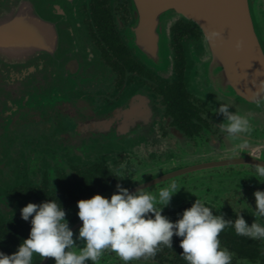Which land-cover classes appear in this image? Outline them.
Returning a JSON list of instances; mask_svg holds the SVG:
<instances>
[{
  "label": "flooded vegetation",
  "instance_id": "1",
  "mask_svg": "<svg viewBox=\"0 0 264 264\" xmlns=\"http://www.w3.org/2000/svg\"><path fill=\"white\" fill-rule=\"evenodd\" d=\"M85 2L84 23L106 69L98 81L79 85L67 109L0 131V251L11 255L29 237L31 218L21 217L28 203H61L78 235V201L96 194L110 198L117 184L131 192L144 188L157 197V207H163L159 191L175 184L179 192L162 213L173 222L200 199L225 220L241 214L249 225H264L254 197L264 191V177H253L255 165L264 163V103L260 109L259 102L226 103L250 121L249 132L228 137L218 127L221 104L188 89L187 52L197 57L202 41L192 23L179 20L172 27L173 54L159 72L142 62L128 38L130 0ZM181 239L174 236L173 248L161 245L154 258L130 264H187ZM219 240L232 264H264V240L238 236L231 226ZM33 264L55 261L36 255ZM98 264L124 262L105 251Z\"/></svg>",
  "mask_w": 264,
  "mask_h": 264
},
{
  "label": "water",
  "instance_id": "2",
  "mask_svg": "<svg viewBox=\"0 0 264 264\" xmlns=\"http://www.w3.org/2000/svg\"><path fill=\"white\" fill-rule=\"evenodd\" d=\"M85 3L0 0V131L67 109L79 85L106 69L84 23ZM130 8L127 35L142 62L168 69L172 27L192 23L202 41L197 57L187 52L189 91L208 103L262 107L255 85L264 82V0H130Z\"/></svg>",
  "mask_w": 264,
  "mask_h": 264
},
{
  "label": "clouds",
  "instance_id": "3",
  "mask_svg": "<svg viewBox=\"0 0 264 264\" xmlns=\"http://www.w3.org/2000/svg\"><path fill=\"white\" fill-rule=\"evenodd\" d=\"M217 35L211 33L208 39ZM255 87L258 95H264V82ZM229 109L221 104L216 110L224 117L218 126L220 131L228 137L249 132V118ZM254 173L253 177H264V163L256 164ZM116 187L117 192L110 198L96 194L78 201L77 215L82 221L78 235L70 227L61 203L51 199L41 204L28 203L21 209V217L25 221L31 218L29 237L11 255L0 251V264H33L36 255L42 260L54 258L55 264H98L105 251L116 253L124 264H130L154 258L161 245L173 248L174 236L182 238L181 257L187 264H232V254L221 247L219 240L226 227H233L238 236L264 240V225L255 221L249 225L241 214L235 221L225 220L223 215H214L213 208L200 199L178 220L171 221L162 213L179 192L175 184L159 191L163 207H157V197L144 188L131 192L120 184ZM254 197L256 214L264 217V191H255Z\"/></svg>",
  "mask_w": 264,
  "mask_h": 264
},
{
  "label": "rangeland",
  "instance_id": "4",
  "mask_svg": "<svg viewBox=\"0 0 264 264\" xmlns=\"http://www.w3.org/2000/svg\"><path fill=\"white\" fill-rule=\"evenodd\" d=\"M259 31V30H258ZM198 74L201 76V75H203V69L202 68H199L198 69ZM10 122V123H9ZM9 122H6V123H4V131H6V130H8V128L10 127V126H12V123L13 122H11V121H9Z\"/></svg>",
  "mask_w": 264,
  "mask_h": 264
},
{
  "label": "trees",
  "instance_id": "5",
  "mask_svg": "<svg viewBox=\"0 0 264 264\" xmlns=\"http://www.w3.org/2000/svg\"><path fill=\"white\" fill-rule=\"evenodd\" d=\"M96 48V47H95Z\"/></svg>",
  "mask_w": 264,
  "mask_h": 264
}]
</instances>
